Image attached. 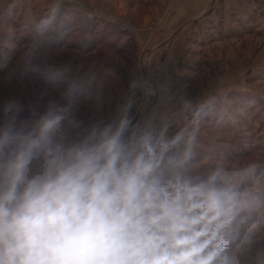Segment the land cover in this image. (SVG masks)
<instances>
[{
    "label": "clouds",
    "instance_id": "1",
    "mask_svg": "<svg viewBox=\"0 0 264 264\" xmlns=\"http://www.w3.org/2000/svg\"><path fill=\"white\" fill-rule=\"evenodd\" d=\"M62 4L51 0L23 47L22 76L62 38ZM77 93L0 128V264H245L264 166L220 160L201 174L198 123L169 135L152 119L134 124L127 108L71 141Z\"/></svg>",
    "mask_w": 264,
    "mask_h": 264
},
{
    "label": "crops",
    "instance_id": "2",
    "mask_svg": "<svg viewBox=\"0 0 264 264\" xmlns=\"http://www.w3.org/2000/svg\"><path fill=\"white\" fill-rule=\"evenodd\" d=\"M50 2L0 0V52L16 37L24 38L16 45L22 51ZM259 4V0H63V36L38 63L40 70L31 74L45 82L74 81L83 88L113 84L105 92L95 90L90 125L107 124L125 108L134 124L152 119L169 135L198 123L194 158L206 140L203 123L230 117L231 94L242 82L237 78L247 59L258 66L260 59L253 55L257 49L243 52L241 43L245 37L258 43L253 32L243 35V24L245 19L259 26ZM104 54H117L113 58L118 61L104 64ZM89 56L97 63L84 70L83 58ZM20 57L21 53L15 55V67L20 68ZM84 130L70 134L69 140L79 139Z\"/></svg>",
    "mask_w": 264,
    "mask_h": 264
},
{
    "label": "rangeland",
    "instance_id": "3",
    "mask_svg": "<svg viewBox=\"0 0 264 264\" xmlns=\"http://www.w3.org/2000/svg\"><path fill=\"white\" fill-rule=\"evenodd\" d=\"M259 3V26H254L249 23L251 21L245 19L243 24V35L253 32L254 36L258 35V43H251L248 37H245L247 39L243 40L241 46L243 52L249 51V47L252 46L257 49L253 55L255 53L254 58L260 61L258 66H255L256 64L254 65L251 60L248 62L247 59L242 74L237 78L242 82L238 85L237 91L231 94L233 100L229 101L230 117L219 120L211 118L203 123L206 140L192 159L193 168L201 174L210 170L220 160L234 163L256 161L264 166V0H259ZM247 29L254 31L247 32ZM255 29H259V32ZM16 39L12 44L7 42V47H3V51L0 52V125L3 126L9 121H15L17 124L34 123L48 108L65 102L61 95L65 94L70 86L75 85L77 88L81 86L77 82L73 83L74 81L65 83L64 79H61L64 81L62 85L57 84L56 80L52 83L45 82L46 79H39L33 76L32 72L22 76L20 68L15 67L12 61L15 55L22 52L16 45L24 38ZM236 57L238 62H241L242 56L238 54ZM111 59L114 60L113 57ZM87 63L89 59L85 60L83 65L87 66ZM34 75L42 77L36 72ZM248 85L252 89H248ZM101 86L88 85L83 93L78 88L80 93L76 116L82 122L81 129L90 126L95 109L94 102L89 104L85 102L93 98L89 89L94 91ZM60 100L63 101L60 103ZM241 251L245 257V264H264V215L257 218L254 228L245 231Z\"/></svg>",
    "mask_w": 264,
    "mask_h": 264
},
{
    "label": "trees",
    "instance_id": "4",
    "mask_svg": "<svg viewBox=\"0 0 264 264\" xmlns=\"http://www.w3.org/2000/svg\"><path fill=\"white\" fill-rule=\"evenodd\" d=\"M113 56H117V54H110V55H108V54H104V56L101 58V60H103V62H106V63H104V64H108V65H110V64H115V61H116V59H114V60H112L111 59V57H113ZM87 59H89V63H87V66H83V64H82V67H83V69L85 70V69H89V68H91L94 64H96L97 62H96V58H94L93 56H89V57H85V58H83V62L85 61V60H87ZM64 81H65V83L67 82L65 79H64ZM63 80L61 81V82H57V84H61L62 85V83L64 82ZM71 82H73V81H71ZM49 83H52V82H49ZM73 83H76V82H73ZM95 85V84H94ZM96 85H102L100 88H97L96 90L98 91H101V92H105V91H107L109 88H112L113 87V84H96ZM79 88V90H82L81 92L83 93L84 91L83 90H85L86 89V87L85 88H83V87H78ZM90 91H91V95L93 96V98L92 99H87L85 102L87 103V104H89V103H95V101H96V99H95V95H94V92H95V90L94 91H92L91 89H89ZM86 91V90H85ZM80 93V92H79ZM79 93H77V97H79ZM62 96V95H61ZM58 99V98H57ZM56 99V101L58 102V100ZM64 99H66V98H64ZM61 101H63V100H60V103H61ZM78 101H79V98H78ZM59 103V102H58ZM0 128H1V125H0Z\"/></svg>",
    "mask_w": 264,
    "mask_h": 264
},
{
    "label": "flooded vegetation",
    "instance_id": "5",
    "mask_svg": "<svg viewBox=\"0 0 264 264\" xmlns=\"http://www.w3.org/2000/svg\"><path fill=\"white\" fill-rule=\"evenodd\" d=\"M1 127H3V125H1Z\"/></svg>",
    "mask_w": 264,
    "mask_h": 264
}]
</instances>
